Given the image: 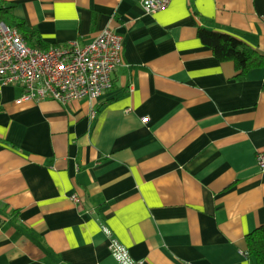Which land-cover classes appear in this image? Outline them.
Segmentation results:
<instances>
[{
  "label": "crops",
  "instance_id": "crops-1",
  "mask_svg": "<svg viewBox=\"0 0 264 264\" xmlns=\"http://www.w3.org/2000/svg\"><path fill=\"white\" fill-rule=\"evenodd\" d=\"M32 47L122 39L94 101L19 103L0 84V264H119L107 228L144 264H255L264 224V67L236 77L199 29L264 56V0H0ZM32 44V45H31ZM79 202L75 203L71 196Z\"/></svg>",
  "mask_w": 264,
  "mask_h": 264
},
{
  "label": "built area",
  "instance_id": "built-area-1",
  "mask_svg": "<svg viewBox=\"0 0 264 264\" xmlns=\"http://www.w3.org/2000/svg\"><path fill=\"white\" fill-rule=\"evenodd\" d=\"M147 14L168 6L171 0H137ZM122 39L105 28L89 43L69 42L47 50L29 47L18 30L0 21V84L22 89L19 103L54 100L62 105L74 100L94 101L112 87V74L122 63ZM256 163L264 170V154ZM71 199L77 203L78 198ZM109 251L119 264H144L134 260L110 231Z\"/></svg>",
  "mask_w": 264,
  "mask_h": 264
},
{
  "label": "trees",
  "instance_id": "trees-1",
  "mask_svg": "<svg viewBox=\"0 0 264 264\" xmlns=\"http://www.w3.org/2000/svg\"><path fill=\"white\" fill-rule=\"evenodd\" d=\"M0 21L10 27L14 24L20 30L23 26L17 19L12 18L9 8L0 7ZM22 34L24 38L27 37L26 32ZM197 37L204 46L211 50L218 61L234 63L236 77L245 76L251 69L264 67V56L235 36L203 28L198 30ZM32 47L47 50L39 40ZM246 245V256L253 259L255 264H264V224L246 236Z\"/></svg>",
  "mask_w": 264,
  "mask_h": 264
}]
</instances>
